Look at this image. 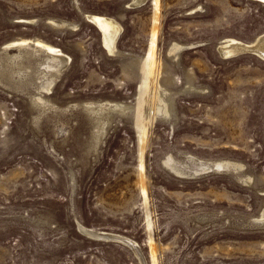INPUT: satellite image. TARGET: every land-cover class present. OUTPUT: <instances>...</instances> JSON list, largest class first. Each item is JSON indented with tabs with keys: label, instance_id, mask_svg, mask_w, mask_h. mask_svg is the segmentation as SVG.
I'll return each mask as SVG.
<instances>
[{
	"label": "rangeland",
	"instance_id": "1",
	"mask_svg": "<svg viewBox=\"0 0 264 264\" xmlns=\"http://www.w3.org/2000/svg\"><path fill=\"white\" fill-rule=\"evenodd\" d=\"M146 1L0 0V264H264V2Z\"/></svg>",
	"mask_w": 264,
	"mask_h": 264
},
{
	"label": "bare ground",
	"instance_id": "2",
	"mask_svg": "<svg viewBox=\"0 0 264 264\" xmlns=\"http://www.w3.org/2000/svg\"><path fill=\"white\" fill-rule=\"evenodd\" d=\"M146 0H132V3L133 5H140L142 4L143 2H145ZM148 1V0H147ZM146 1V2H147ZM155 1V3L158 2V0H153ZM259 1H263L264 0H259ZM89 20L92 21L91 23H94V25H96L100 31H101V34H102V39H103V43L104 45L107 47V49H109V51H113L114 50V41H115V38L116 36L118 35L119 33V25L115 22V20L111 17H108V16H105V15H99V14H89L87 15ZM52 23V22H51ZM155 25V24H154ZM98 29V31H99ZM121 30V29H120ZM150 32V31H149ZM154 35V34H153ZM120 37V36H119ZM155 37V35H154ZM101 38V37H100ZM21 40V39H20ZM15 43L16 45H22V46H25V45H30V40L29 41H26L25 40H21V41H14V42H8L7 45L5 46H15ZM153 44V43H152ZM151 44V45H152ZM34 47H39L41 48L43 51L46 52L47 54V58L48 59H51V61H53L55 63V66L56 68L54 67V69H58L60 67H62L66 61H67V56L57 47H54L48 43H45V42H42L40 40H35V42L33 41V44H32ZM103 45V46H104ZM218 45V44H217ZM220 50L221 52H223L225 55H230V54H236V53H239V52H244V51H241V50H245L246 48L250 50H254L255 52H257L260 56H262L264 58V32L263 33H260V35L257 34V36L250 42H240L236 39H233V38H228V39H225L224 41H221L220 42ZM105 47V49H106ZM176 48V47H175ZM154 49V48H153ZM171 51V48L169 49ZM106 51V50H105ZM146 51H148L146 49ZM146 51H145V55H146ZM108 52V51H107ZM106 52V53H107ZM149 52V53H148ZM148 56L147 58L145 59L144 61V64H142L143 66L141 67V71L142 73L141 74V78H140V82H139V85H138V89H137V92H136V96H135V100H136V109H135V124H139V121L143 118L144 119V116H143V113L145 112L144 111V105H145V102L147 101L145 98V94L147 93L146 90L149 89L148 87L151 86L149 85L150 83V78L149 76L151 75L152 76V66L154 64V61L153 58H152V49H150L148 51ZM248 52V51H247ZM254 54V53H253ZM155 55V54H154ZM143 59V57H142ZM157 59V58H156ZM10 61V60H9ZM142 61V60H141ZM46 63V62H45ZM44 63V66H49V62L46 63L45 65ZM66 65V64H65ZM21 66V65H20ZM19 67V66H18ZM53 67V65H52ZM43 68V67H42ZM48 68V67H47ZM45 69V67H44ZM49 69V68H48ZM44 72V71H43ZM50 74V73H49ZM139 74V73H137ZM139 77V76H138ZM152 78V77H151ZM49 80V79H47ZM47 80H45L46 82H48ZM152 81V80H151ZM155 81V80H154ZM156 82V81H155ZM50 83V81H49ZM49 83H48V86H49ZM52 83V82H51ZM153 83V82H152ZM154 84V83H153ZM159 84V83H158ZM46 87H47V84H46ZM152 87V86H151ZM154 88V87H153ZM158 88V87H157ZM44 90V89H43ZM47 90H49V88H47ZM151 91V88L149 89ZM148 90V91H149ZM146 92V93H145ZM159 93V92H158ZM135 95V94H134ZM148 95V94H147ZM154 95V93H153ZM152 96V95H151ZM156 96V95H154ZM153 97V96H152ZM149 98V97H148ZM147 98V99H148ZM151 98V97H150ZM156 98V97H155ZM233 98V97H232ZM39 99V98H38ZM41 99V97H40ZM152 100V99H151ZM157 100V99H156ZM39 101V100H38ZM150 101V100H149ZM148 101V102H149ZM153 101V100H152ZM23 102V101H22ZM120 102V101H119ZM147 105H152V104H148ZM113 108H117L118 105H112ZM121 106V105H120ZM148 106V107H149ZM123 107V106H121ZM126 107V106H125ZM146 107V106H145ZM93 108L91 107V110ZM98 109V108H97ZM147 109V108H146ZM149 109V108H148ZM161 110V115L165 116L166 117V114H167V105L165 103V101L163 100L162 97L158 98L157 100V104L155 105L154 107V112H159ZM144 111V112H143ZM151 111V110H150ZM146 113V112H145ZM146 116V115H145ZM34 117V116H33ZM142 117V118H141ZM149 117V116H147ZM155 117V116H154ZM153 117V118H154ZM148 120V119H147ZM147 122H150L149 120ZM144 123V122H143ZM143 123H142V126H143ZM32 125V124H31ZM141 125V124H140ZM147 125V123H146ZM40 126V125H39ZM139 126V125H138ZM145 127V126H144ZM149 127V126H148ZM145 129V128H144ZM143 132V131H142ZM136 133V132H135ZM144 133V132H143ZM140 136V135H139ZM145 136V135H144ZM99 137V136H98ZM139 142V141H138ZM141 144H143V138L141 139ZM143 151V150H142ZM141 151V152H142ZM166 160V159H165ZM165 162V161H163ZM168 163V162H166ZM221 163V162H220ZM229 163V162H228ZM217 164V163H216ZM223 165V164H222ZM225 165V164H224ZM140 166V164H139ZM143 167V166H141ZM172 170H174L175 172L178 171L179 172V168H177V166L173 163V165L170 166ZM214 167V166H213ZM215 170V169H214ZM176 175V174H175ZM144 189V188H143ZM142 190V189H141ZM145 191V190H144ZM143 191V192H144ZM145 195V193H144ZM143 195V196H144ZM145 201V200H144ZM147 217V216H146ZM260 217V215H259ZM259 220V219H258ZM147 222V221H146ZM150 223V221H148ZM148 223V224H149ZM80 227V226H79ZM149 227V226H147ZM86 230V229H85ZM92 230V229H91ZM93 232V231H92ZM87 235V234H86ZM150 236V235H149ZM99 238V237H98ZM132 240V239H131ZM150 240V238H149ZM106 241V240H105Z\"/></svg>",
	"mask_w": 264,
	"mask_h": 264
},
{
	"label": "water",
	"instance_id": "3",
	"mask_svg": "<svg viewBox=\"0 0 264 264\" xmlns=\"http://www.w3.org/2000/svg\"><path fill=\"white\" fill-rule=\"evenodd\" d=\"M241 51H249V52H253V53H255V54H257V55H259L257 52H255L254 50H250V48L249 49H245V50H241ZM260 56V55H259ZM262 57V56H261ZM263 58V57H262ZM264 59V58H263Z\"/></svg>",
	"mask_w": 264,
	"mask_h": 264
}]
</instances>
